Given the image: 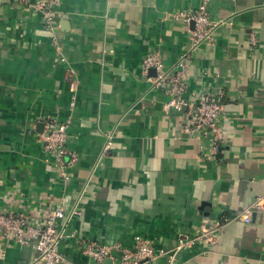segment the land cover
<instances>
[{
  "label": "crops",
  "instance_id": "1",
  "mask_svg": "<svg viewBox=\"0 0 264 264\" xmlns=\"http://www.w3.org/2000/svg\"><path fill=\"white\" fill-rule=\"evenodd\" d=\"M56 1L55 46L37 15L0 0V211L40 226L55 204L75 205L60 252L70 264H95L84 242L131 248L142 237L170 251L264 197V0ZM202 3L222 25L191 55L184 98L223 91L227 130L214 154L183 133L189 109L166 110L165 88L141 70L149 53L170 67L188 50L191 24L172 15ZM47 119L69 125L78 163L67 184L39 139ZM36 255L0 238V264ZM175 264H264V211L181 249Z\"/></svg>",
  "mask_w": 264,
  "mask_h": 264
},
{
  "label": "built area",
  "instance_id": "2",
  "mask_svg": "<svg viewBox=\"0 0 264 264\" xmlns=\"http://www.w3.org/2000/svg\"><path fill=\"white\" fill-rule=\"evenodd\" d=\"M26 11L32 12L40 18L45 31L51 35V42L56 46V31L58 29L56 13L58 3L56 0H18ZM174 21H182L190 26V42L188 50L182 54L176 63L166 67L159 52L149 53L141 64L142 74L147 77L150 70H154L153 78H148L152 87H164L169 96L166 110L189 109V119L182 127L183 133L196 140L201 145L209 141L210 152L216 153L222 143L227 130L224 116V93L221 90L214 92H201L192 99L184 98L187 91L186 74L187 65L191 55L203 45L214 42L213 34L220 21L211 19L206 3H202L197 9L179 11L172 15ZM249 44L257 45V38L250 33ZM69 89L72 92L70 107L75 106L77 80L71 69L65 76ZM68 122H60L56 119H47L43 123V131L39 139L44 150L53 160L54 168L60 174L62 181L67 184L71 180L69 171L78 163L77 155L67 147ZM264 211V197H258L250 206L246 207L238 216L223 221H210L206 223L199 235L194 238L182 239L178 246L170 251L156 248L153 243L136 237L131 248L120 244L102 245L94 241L84 242L81 253L95 264H148L159 259H165L167 264H175L177 253L195 242L211 243L215 240V234L225 224L236 219L250 223L256 213ZM79 215L77 207H66L63 203H57L45 216L40 226L29 222L26 214L20 211H0V238L7 244L16 243L21 246H31L37 253L30 264H70L60 252V242L66 236L65 228L68 222ZM211 225V228H210ZM108 262V263H106Z\"/></svg>",
  "mask_w": 264,
  "mask_h": 264
},
{
  "label": "water",
  "instance_id": "3",
  "mask_svg": "<svg viewBox=\"0 0 264 264\" xmlns=\"http://www.w3.org/2000/svg\"><path fill=\"white\" fill-rule=\"evenodd\" d=\"M193 26V24H191V27ZM150 73L151 74H153V75H155V72H154V70L152 69V70H150ZM41 126H43V125H41Z\"/></svg>",
  "mask_w": 264,
  "mask_h": 264
}]
</instances>
